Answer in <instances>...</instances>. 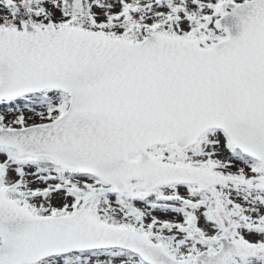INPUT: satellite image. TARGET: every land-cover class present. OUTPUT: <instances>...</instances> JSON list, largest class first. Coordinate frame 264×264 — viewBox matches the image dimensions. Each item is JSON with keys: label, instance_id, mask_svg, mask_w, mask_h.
<instances>
[{"label": "snow or ice", "instance_id": "1", "mask_svg": "<svg viewBox=\"0 0 264 264\" xmlns=\"http://www.w3.org/2000/svg\"><path fill=\"white\" fill-rule=\"evenodd\" d=\"M0 264H264V0H0Z\"/></svg>", "mask_w": 264, "mask_h": 264}]
</instances>
